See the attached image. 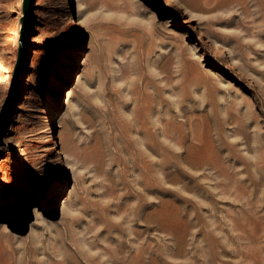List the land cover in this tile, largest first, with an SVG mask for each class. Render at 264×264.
I'll return each instance as SVG.
<instances>
[{
    "label": "rangeland",
    "instance_id": "374dc122",
    "mask_svg": "<svg viewBox=\"0 0 264 264\" xmlns=\"http://www.w3.org/2000/svg\"><path fill=\"white\" fill-rule=\"evenodd\" d=\"M0 72V264H264V0H0Z\"/></svg>",
    "mask_w": 264,
    "mask_h": 264
},
{
    "label": "bare ground",
    "instance_id": "6f19581e",
    "mask_svg": "<svg viewBox=\"0 0 264 264\" xmlns=\"http://www.w3.org/2000/svg\"><path fill=\"white\" fill-rule=\"evenodd\" d=\"M10 83H11L10 73L0 72V89L5 88V87L8 88ZM141 95L142 94H139V93H138V96L136 95L137 98L135 99L136 104H135V107L133 108V113H132L133 116L132 118H129L128 121L126 120L125 129L130 131L131 127L134 126L137 132L142 133L144 135L145 140L146 139L148 140V144L150 147H156V144L153 141V134L155 133L153 131H156V128H155L156 125L154 124L155 121L154 123L151 121V112L153 110L152 97L149 95L147 96H141ZM149 124H151L152 127L149 126ZM162 127L163 128L161 129H163L162 132L164 136L168 138L169 137V132L167 129L168 123L164 124ZM155 136H156V133H155ZM48 140H50V138ZM138 263L139 261L137 259H134V261L129 264H138Z\"/></svg>",
    "mask_w": 264,
    "mask_h": 264
},
{
    "label": "water",
    "instance_id": "95a60500",
    "mask_svg": "<svg viewBox=\"0 0 264 264\" xmlns=\"http://www.w3.org/2000/svg\"><path fill=\"white\" fill-rule=\"evenodd\" d=\"M29 1L30 0H24L25 14L28 13ZM25 26H26V24H25ZM23 36H24V32L22 31L21 32V37H23ZM22 52H23V38H21V40H20V50H19L18 61H17V65L15 67L14 74H13L14 84L17 83V74H18V71H19V68H20V62H21V59H22ZM12 101H13L12 98L7 100L6 105H5V111H8V109L10 108V106L12 104Z\"/></svg>",
    "mask_w": 264,
    "mask_h": 264
}]
</instances>
